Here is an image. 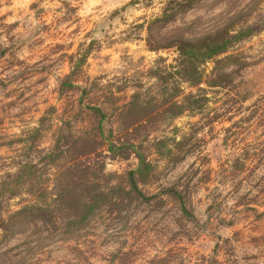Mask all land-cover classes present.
<instances>
[{
  "label": "rangeland",
  "instance_id": "obj_1",
  "mask_svg": "<svg viewBox=\"0 0 264 264\" xmlns=\"http://www.w3.org/2000/svg\"><path fill=\"white\" fill-rule=\"evenodd\" d=\"M128 1L0 0V180L23 163L33 170L3 198V216L54 207L69 190L50 222L28 217L0 240V264H264V29L223 54L221 84L190 87L175 76L174 49L149 50L136 26L166 0L111 13ZM257 16L264 0H198L155 30L197 36ZM176 85L174 99L202 93L201 108L173 115ZM109 142L153 166L136 180L149 198L128 191L133 149ZM83 183L111 188L104 204L81 226L55 223Z\"/></svg>",
  "mask_w": 264,
  "mask_h": 264
},
{
  "label": "trees",
  "instance_id": "obj_2",
  "mask_svg": "<svg viewBox=\"0 0 264 264\" xmlns=\"http://www.w3.org/2000/svg\"><path fill=\"white\" fill-rule=\"evenodd\" d=\"M198 0H166L160 7L159 13L150 18L143 19L137 23V27L141 28L145 25L146 36L144 37V44L149 50L156 51L165 47H172L175 51L174 73L179 82H184L188 86H197L203 83L207 86H217L221 84L219 78L221 77L220 70L226 64L230 63L229 58L231 55L225 54L234 44L253 35L264 29V16H257L255 20L244 25L234 26L230 24H222L215 27L213 30L202 33L200 35H191L178 28H174L167 35H162L155 29L162 28L165 24L173 21L176 16L185 13L192 5ZM151 0H129L124 5L114 9L111 13L119 10H124L127 6H142L149 5ZM82 60V59H81ZM207 62L212 64L210 70L205 74L204 66ZM178 82V83H179ZM70 84V83H69ZM179 87L176 85L175 93L170 102L173 109V115L180 114L184 111L196 112L201 108L204 103L205 96L200 92H189L181 97V99H174L178 95ZM92 113L103 119L104 113L98 106H89ZM127 147L133 149L130 143H120L113 145L109 142L107 150L113 151L121 150ZM137 159V166L131 169L126 174V184L128 191L132 192L135 196L141 198H149L141 193L136 186V180L143 179L145 176L152 172L153 166L144 159L141 153L132 150ZM49 156V155H48ZM30 162L19 165L18 169L12 174H6L0 180V240L6 239L12 232L14 226L22 220L27 218H36L50 222V217H47L51 212L49 208H54L58 211V205L64 204L68 199L69 190L62 189L58 192L57 204L50 207L47 204L30 203L23 204L17 209L10 211L6 216L2 213V200L4 197H12L19 194L21 188L29 180L33 170ZM70 175V174H69ZM69 176L62 178L67 180ZM70 179L66 181L69 182ZM23 190V188H22ZM111 188H104L101 185L92 186L85 183L80 184L78 187L73 188L70 203L67 208V213L63 217L61 223L58 217L53 221L62 226L78 227L83 225L87 219L93 216L106 201L110 194ZM167 191L174 197L179 205L180 212L184 216H189L185 202L179 191L168 188ZM111 199V197H110ZM69 210V211H68Z\"/></svg>",
  "mask_w": 264,
  "mask_h": 264
}]
</instances>
